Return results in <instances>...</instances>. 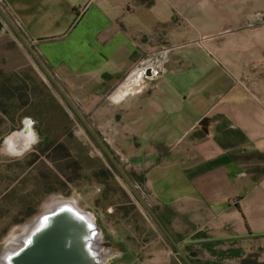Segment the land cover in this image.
<instances>
[{
  "label": "crops",
  "instance_id": "obj_1",
  "mask_svg": "<svg viewBox=\"0 0 264 264\" xmlns=\"http://www.w3.org/2000/svg\"><path fill=\"white\" fill-rule=\"evenodd\" d=\"M3 5L180 249L164 232L120 264H190L212 240L264 261V0Z\"/></svg>",
  "mask_w": 264,
  "mask_h": 264
},
{
  "label": "rangeland",
  "instance_id": "obj_2",
  "mask_svg": "<svg viewBox=\"0 0 264 264\" xmlns=\"http://www.w3.org/2000/svg\"><path fill=\"white\" fill-rule=\"evenodd\" d=\"M63 92L0 10V264L11 241H17L28 224L57 200H70L94 218L103 233L97 243L102 264H120L130 258L123 253L165 235L139 184L141 174L133 175L128 162L107 147L86 113L75 104L79 115ZM27 121L34 140L16 153L10 139L23 131ZM250 252L259 253L260 248L254 243Z\"/></svg>",
  "mask_w": 264,
  "mask_h": 264
},
{
  "label": "water",
  "instance_id": "obj_3",
  "mask_svg": "<svg viewBox=\"0 0 264 264\" xmlns=\"http://www.w3.org/2000/svg\"><path fill=\"white\" fill-rule=\"evenodd\" d=\"M0 10L16 31L17 35L28 47L43 71L48 75L54 85L63 92L55 76L35 52L10 15L1 6ZM63 94L74 110L80 115L74 102L64 92ZM81 118L100 143L105 153L112 159L106 146L95 135L85 119L82 116ZM30 129V123L27 121L23 131L27 133ZM112 161L119 168V165L114 159ZM121 172L124 174L122 170ZM151 212L153 213V211ZM153 215L166 235L173 241L177 249H179L167 229L160 223L154 213ZM28 227H30L28 230L29 237L23 241L19 248L15 250L11 249L10 255L7 260L4 259L2 261V264H102L101 259L103 257L96 247V238L101 235V228L96 225L92 216L86 215L83 211L79 210L75 203L70 200H57L52 202L28 224Z\"/></svg>",
  "mask_w": 264,
  "mask_h": 264
},
{
  "label": "trees",
  "instance_id": "obj_4",
  "mask_svg": "<svg viewBox=\"0 0 264 264\" xmlns=\"http://www.w3.org/2000/svg\"><path fill=\"white\" fill-rule=\"evenodd\" d=\"M134 181V180H133ZM141 184L143 183V178L140 177ZM139 183V184H140ZM205 237L204 233L198 232L194 235V239H199ZM200 249H197L193 246H187L186 250L188 251L189 258H194L198 255L200 251H207L211 257L214 258V261H206L202 264H223L224 261L238 260L236 264H264V261L260 260L259 253H247L240 245L235 241H223V240H212L204 241L200 244ZM188 259L189 263L190 259Z\"/></svg>",
  "mask_w": 264,
  "mask_h": 264
},
{
  "label": "bare ground",
  "instance_id": "obj_5",
  "mask_svg": "<svg viewBox=\"0 0 264 264\" xmlns=\"http://www.w3.org/2000/svg\"><path fill=\"white\" fill-rule=\"evenodd\" d=\"M33 140H34V132L32 129H30V131L27 133H25L24 131H21L10 139L11 148L14 149L16 153H20L23 150H25L27 147H29L31 143L33 142ZM29 228L30 227L28 226L26 227L25 232L17 239V241H11L10 245L6 249L8 253L4 257L5 260H7L8 256L10 255L11 249L15 250L19 248L22 245L23 241L29 237V232H28ZM98 240H101V235L97 236L96 243H98ZM98 248L99 247H97V250H99ZM102 262H103V258L101 259V263Z\"/></svg>",
  "mask_w": 264,
  "mask_h": 264
},
{
  "label": "built area",
  "instance_id": "obj_6",
  "mask_svg": "<svg viewBox=\"0 0 264 264\" xmlns=\"http://www.w3.org/2000/svg\"><path fill=\"white\" fill-rule=\"evenodd\" d=\"M0 6L4 9L3 0H0Z\"/></svg>",
  "mask_w": 264,
  "mask_h": 264
},
{
  "label": "flooded vegetation",
  "instance_id": "obj_7",
  "mask_svg": "<svg viewBox=\"0 0 264 264\" xmlns=\"http://www.w3.org/2000/svg\"><path fill=\"white\" fill-rule=\"evenodd\" d=\"M157 217V216H156ZM103 235V233L101 232V236ZM99 243H101V240H98Z\"/></svg>",
  "mask_w": 264,
  "mask_h": 264
}]
</instances>
